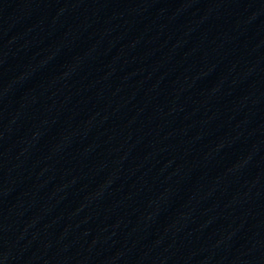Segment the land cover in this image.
<instances>
[{
    "label": "water",
    "instance_id": "water-1",
    "mask_svg": "<svg viewBox=\"0 0 264 264\" xmlns=\"http://www.w3.org/2000/svg\"><path fill=\"white\" fill-rule=\"evenodd\" d=\"M0 264H264V0H0Z\"/></svg>",
    "mask_w": 264,
    "mask_h": 264
}]
</instances>
